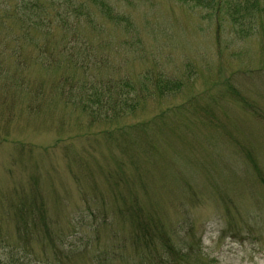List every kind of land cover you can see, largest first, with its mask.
<instances>
[{
	"label": "rangeland",
	"instance_id": "rangeland-1",
	"mask_svg": "<svg viewBox=\"0 0 264 264\" xmlns=\"http://www.w3.org/2000/svg\"><path fill=\"white\" fill-rule=\"evenodd\" d=\"M75 1L85 5L83 15L100 21L96 5ZM105 1L132 16L140 31L143 44L123 63L117 64L128 51L124 31L109 23L103 37L113 44L99 50V60L94 46L90 53L80 44H57L60 33L46 40L34 32L48 44L44 67L35 64L42 55L31 35L12 47L18 29L0 23V240L37 256L53 240L49 235L81 229L96 236L95 225L104 222L92 256L111 247L115 236L127 238L133 221L152 228L149 215L158 236L162 224L170 226V238L162 233L156 240L157 251L191 249V264H264L257 251L264 250V0H223L221 14L187 1ZM232 10L242 15V26L226 19ZM256 21L259 31L251 26ZM81 31L92 40L100 32ZM61 48H67L63 58L93 56L88 71L101 76L118 66V77L134 76L138 90L146 70L177 79L179 90L144 92L125 122L98 126L80 104L56 101L49 85L66 69L53 70L64 63L53 57H62ZM18 56L28 66L19 67ZM17 203V212L30 208L39 215L29 244L13 218ZM92 213L99 215L96 223ZM40 216L51 234H44Z\"/></svg>",
	"mask_w": 264,
	"mask_h": 264
},
{
	"label": "trees",
	"instance_id": "trees-1",
	"mask_svg": "<svg viewBox=\"0 0 264 264\" xmlns=\"http://www.w3.org/2000/svg\"><path fill=\"white\" fill-rule=\"evenodd\" d=\"M87 1L90 2V4L93 3V5H96L99 11L98 13L103 14L100 24L96 22L92 15H83L86 10L85 5L83 3H77L75 0H0V23L8 24L7 22H9L10 25L13 24L17 27L18 32L12 34V37L14 38L11 42L12 47H14V43L19 47V41H16L19 36L21 41L22 36L29 38L30 36L28 35H31L32 38L28 39L29 42L36 45L38 53L42 55L36 57L35 64H40L43 67L44 60L49 56L47 54L48 50H45L44 48V46H47L48 44L46 42L40 43L37 38L38 36L34 35V32L41 33L46 40L51 39L50 37L53 33H60L61 38L57 44H64L65 47L66 45L75 47L77 44H80L86 47V51L90 53L91 51L89 48L94 46L95 54L98 52V55L94 59L97 60H99V56L102 55L99 50L104 49L107 51L113 44V40H108L103 37L106 28L103 24L105 23L112 24L117 28L123 27V31L126 35L133 36L129 37L124 42L125 45L128 46V49L129 47L132 49V46H141V44H143L138 38L135 29L131 24H128V20L115 14L113 9L104 0H86V2ZM176 1L180 2L185 0ZM190 1H192L197 7L213 10L216 14H221L223 6L226 3L223 0ZM252 8H255L254 4L252 5ZM228 14H234V11L232 10L230 13L228 11ZM225 16L228 21L230 20V23L233 22L234 24H237L242 17V15L235 14ZM248 16L250 17L252 15ZM244 23L245 22H241L240 26ZM251 26L255 28L257 27L258 31L262 28L259 21H256L255 25ZM10 28L12 29L11 26ZM86 28L95 32L100 31L98 37L95 40L81 38V34H83L81 30H86ZM241 33L246 35L248 34V31L245 32L241 30ZM29 42L25 43L30 45ZM66 49L67 48H61L60 56L62 55V57H59L58 55V57H53L56 59L63 58L66 55ZM18 57H20V64H18L19 67L27 65L23 64L21 56ZM63 59L64 63L55 64L53 70L62 69L64 64L66 65V69L61 72L57 78L53 79L49 85L51 89L57 91L56 94L61 99L59 100L55 97L56 101L66 104H69V102L71 104H80L82 110L89 113L93 122H98V126L108 123H117L119 120L125 122V119L128 118L129 114L132 115L137 111L135 110L138 107L137 103L140 102V97L143 96L144 92L146 93L154 90L159 94H161V92H164V94H170V92L176 90L175 86L177 85V81H170L166 75L156 76L149 70L138 75V77L142 78L144 83V85H140L141 88L138 90L134 86V83L138 81L134 80V76L118 77L115 73L119 70L117 68L118 66H116L113 75L103 74L101 76L98 72L88 71V65L93 64L91 63L93 56H86L85 58H77L75 60L72 56ZM52 62L57 63V60L54 59L50 61V63ZM107 62L109 61L106 60V63ZM95 63L99 64L98 62ZM67 69L71 70L67 71ZM88 79H92V82ZM148 84H150L149 87L147 86ZM48 94H51V92ZM116 129L121 130L122 127H116ZM130 139L128 134L127 141ZM127 148L130 150L129 147ZM130 156L131 158L134 157L132 153H130ZM19 198V201H26V199H23L25 197ZM21 207L22 205L17 203L14 208L20 209ZM17 213L13 218L15 222L18 223L17 229H19L20 236L23 237L24 234L34 235L37 229L36 221L39 219V215L30 208H24ZM41 215L43 216V213ZM42 216H40V219L45 234L47 230L46 228L48 227L42 219ZM130 220L132 221L133 219L130 217ZM132 223L136 224V226H141L136 221H133ZM96 233H99L98 226H96ZM142 236L143 237L140 239L141 242L153 239V237L148 234V231L146 232V229L143 230ZM48 237L51 238V235ZM98 239H100L99 236ZM95 243L98 245L100 244L99 240H94L93 246ZM0 264L18 263L12 259L9 263L0 261Z\"/></svg>",
	"mask_w": 264,
	"mask_h": 264
}]
</instances>
